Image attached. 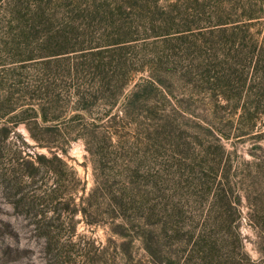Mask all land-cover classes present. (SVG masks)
<instances>
[{"label": "rangeland", "instance_id": "obj_1", "mask_svg": "<svg viewBox=\"0 0 264 264\" xmlns=\"http://www.w3.org/2000/svg\"><path fill=\"white\" fill-rule=\"evenodd\" d=\"M76 1L98 7L103 17V11H112L126 19L127 38L133 35L125 48L131 58L123 78L126 93L151 80L162 91H153L146 106L126 117L119 113L116 122L110 116L96 120L90 128L101 133L92 142L82 126L69 128L82 123L69 122L75 112L44 122L38 112L45 100L33 89L45 69L59 73L65 61L13 62L9 51L18 33L13 15L26 2L0 0V264H264V97L257 89L264 87V72L247 77V52L238 54L232 47L233 31L264 38V0H223L230 19L224 31L216 26L222 0ZM110 22L109 17L100 24L109 34ZM166 25L175 33L152 36ZM72 105L64 97L44 106L65 110ZM248 107L251 112L258 107L259 113L248 112L241 123ZM219 130L230 137L219 141ZM106 133L113 135L114 145L103 143L101 161L94 152L98 141H108ZM220 142L231 166L230 186L241 197L238 230L213 225L218 260L194 251L187 235L162 238L166 255L153 258L140 236V222L115 217L106 192H116L125 179L136 191L149 184L155 193L159 176L169 202L187 214L190 210L194 221L185 220L194 226L211 201L200 190L215 176L209 148Z\"/></svg>", "mask_w": 264, "mask_h": 264}, {"label": "trees", "instance_id": "obj_2", "mask_svg": "<svg viewBox=\"0 0 264 264\" xmlns=\"http://www.w3.org/2000/svg\"><path fill=\"white\" fill-rule=\"evenodd\" d=\"M222 1V9L216 17L218 18L216 26H221L217 28L224 31L227 30L226 25L230 19L223 10L225 3ZM25 2V9H16L17 13L13 15L14 20L18 23L17 37L11 42L14 46H10L13 50H8L13 54V62H27L41 58L43 61H47L45 63L48 65L64 60L66 66L63 68L61 65H56V68L64 69L59 73L45 69L44 79L42 77L40 84L33 89V93L37 92L45 100L43 106L40 105L38 112L42 115L44 122H58L75 112L73 116L69 117V122L73 124L79 119L82 123L71 125L69 128L82 126L81 128L85 131L83 136L89 135L92 142L96 138L94 134L101 133V131L90 128L95 125L96 120L102 121L105 117L110 116L116 122L119 113L123 112L124 116L122 117H126L132 110L146 106L153 91H162L156 82L151 80L150 84H136L126 93L127 87L123 78L127 73L126 67L131 58L128 57L129 53L125 51V48L132 41L133 36L127 38L131 32L124 30L127 25L126 19L121 16L115 17L112 11H103L105 16L103 17L98 7L93 9L91 5L84 6L76 3V0L69 2L64 0H25ZM260 10L264 12V1ZM109 17L111 18L109 25L113 28L111 34L107 33L105 29L107 25H100L103 20ZM252 18L253 15H247L248 20ZM166 26L163 31L154 30L153 34L155 35L152 36L175 33L171 31L169 25ZM240 32L243 33L239 34ZM125 33L128 34L123 35ZM232 33H235L232 47L237 50L238 54L247 52L245 58L250 64L246 72L247 77L256 78L261 71L264 72V38H256L251 33L249 35L248 30L233 31ZM246 41H250V45H247ZM240 44H242L241 47ZM233 70L235 73L245 72L239 68H233ZM57 80H61L62 83H57ZM257 89L258 93L262 92L264 97V87L259 86ZM249 90L250 95L254 91L253 84ZM64 97L68 104H71V100L73 102L69 109L59 110L44 106L59 104ZM241 97L242 93L237 96L238 99ZM255 100V103L263 102L259 101L260 99ZM28 106H33V104L29 103ZM97 109H105L106 113L99 115L100 111L95 112ZM248 112H251L249 107L241 114V123H244ZM252 113H259L258 107H255ZM219 132L221 133L218 137L219 141L222 138L230 137L229 133H225V131L219 130ZM107 134L106 140L108 141H98L97 150L94 152L95 155L100 156L101 161L106 157V146H103V143L114 145L113 135ZM210 147L209 149L215 154L212 159V168L216 170L215 176L211 184L207 181L206 185L201 187L200 193L211 201L207 208L201 209L200 220L194 226L191 225V221L185 220V218L193 220L190 210L187 214L178 204L169 202L168 191H163L165 189L159 176L154 182L155 193L154 188L149 184L147 186H150V189H147L146 186L145 191L142 189L136 191L127 184L125 179L120 181L122 185L116 192H106V198L115 217L122 219L123 223L136 219L140 222L139 233L143 244L149 254L157 260H163V255H166V247L161 242L162 238L179 239L185 235L188 237V242H193L194 251L197 249L204 254L203 257L210 254L215 256L213 260H218L220 247L218 239L215 236L212 237L211 234V230H215L213 225L215 227L221 225L225 228L234 226L238 230L241 197L235 193V188L233 189L229 183L227 173L231 171V166L225 163L226 149L221 142L216 145V148L215 145ZM140 173L141 170H136L137 176ZM96 189L97 186L94 190ZM149 192H153L155 196L148 197ZM213 215H216L214 221L212 220ZM241 248L243 250L242 246ZM190 258L193 259L192 256ZM175 264H181V262L177 261Z\"/></svg>", "mask_w": 264, "mask_h": 264}]
</instances>
